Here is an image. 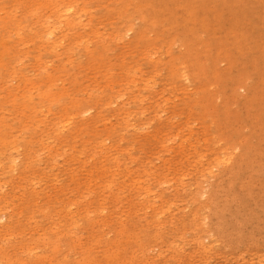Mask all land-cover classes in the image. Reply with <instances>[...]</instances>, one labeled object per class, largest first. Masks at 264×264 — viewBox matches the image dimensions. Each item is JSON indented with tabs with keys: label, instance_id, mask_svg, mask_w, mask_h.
<instances>
[{
	"label": "rangeland",
	"instance_id": "374dc122",
	"mask_svg": "<svg viewBox=\"0 0 264 264\" xmlns=\"http://www.w3.org/2000/svg\"><path fill=\"white\" fill-rule=\"evenodd\" d=\"M0 264H264V0H0Z\"/></svg>",
	"mask_w": 264,
	"mask_h": 264
}]
</instances>
